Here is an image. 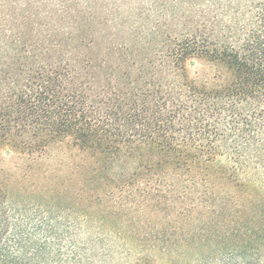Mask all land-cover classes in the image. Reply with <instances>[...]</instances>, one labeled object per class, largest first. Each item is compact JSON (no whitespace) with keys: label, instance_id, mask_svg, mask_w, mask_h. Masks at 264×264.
Segmentation results:
<instances>
[{"label":"trees","instance_id":"1","mask_svg":"<svg viewBox=\"0 0 264 264\" xmlns=\"http://www.w3.org/2000/svg\"><path fill=\"white\" fill-rule=\"evenodd\" d=\"M161 6L106 51L81 48L78 18L0 21V146L34 159L70 140L79 202L20 226L23 197L2 188L0 264H264V193L238 177L264 162V0Z\"/></svg>","mask_w":264,"mask_h":264},{"label":"rangeland","instance_id":"2","mask_svg":"<svg viewBox=\"0 0 264 264\" xmlns=\"http://www.w3.org/2000/svg\"><path fill=\"white\" fill-rule=\"evenodd\" d=\"M163 3L171 6L173 0H0V21L18 26L21 20L27 18L42 23L56 21L66 25L78 18L73 23L79 26L74 34L78 38H84L90 47L81 48L86 52L94 49L106 51L111 41L114 48L121 49V46L130 44L131 39L149 34L155 22L162 23L166 18L163 15L166 7L161 6ZM73 47L75 50L78 48L75 44L66 48L71 50ZM69 154L74 155L75 150L68 139L49 144L45 154L34 159L0 146V190L7 187L22 195L24 212H21L23 220H20V226L36 225L37 219L45 215V206L42 205L45 201L54 205L55 211L60 209L62 216L69 220L76 218L78 199L67 193L71 188H77L76 181L71 180L74 178L73 173L67 165ZM231 164L223 155L216 156L209 165L217 168ZM238 177L259 193H264V162L263 167L255 169L243 166L238 170ZM46 189L60 192L57 195L45 191ZM38 202L42 204L39 205ZM80 224L81 222L76 224L75 220L76 226ZM90 228L93 235L111 232L108 231L111 226ZM126 228L128 226L120 227L123 232ZM79 233L77 237L84 241L87 234L82 231ZM112 242L124 243L126 246L132 244L131 241L118 237L112 239ZM157 264H160V260Z\"/></svg>","mask_w":264,"mask_h":264}]
</instances>
